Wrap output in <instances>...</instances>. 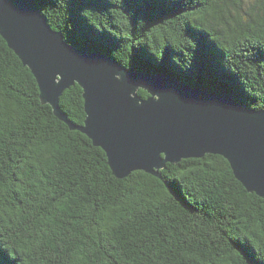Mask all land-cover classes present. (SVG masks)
I'll list each match as a JSON object with an SVG mask.
<instances>
[{
	"label": "trees",
	"instance_id": "trees-1",
	"mask_svg": "<svg viewBox=\"0 0 264 264\" xmlns=\"http://www.w3.org/2000/svg\"><path fill=\"white\" fill-rule=\"evenodd\" d=\"M36 1L82 52L264 110V0ZM60 107L84 125L79 85ZM159 173L116 178L105 152L42 103L31 71L0 36L3 264H264V199L226 159L182 160Z\"/></svg>",
	"mask_w": 264,
	"mask_h": 264
},
{
	"label": "water",
	"instance_id": "water-1",
	"mask_svg": "<svg viewBox=\"0 0 264 264\" xmlns=\"http://www.w3.org/2000/svg\"><path fill=\"white\" fill-rule=\"evenodd\" d=\"M0 36L31 71L42 103L105 152L116 178L139 171L161 177L167 164L217 155L247 192L264 199V110L176 76L129 72L109 56L82 52L52 29L36 0H0ZM76 84L83 90V126L60 107Z\"/></svg>",
	"mask_w": 264,
	"mask_h": 264
},
{
	"label": "snow or ice",
	"instance_id": "snow-or-ice-1",
	"mask_svg": "<svg viewBox=\"0 0 264 264\" xmlns=\"http://www.w3.org/2000/svg\"><path fill=\"white\" fill-rule=\"evenodd\" d=\"M74 2L79 6H87L84 0H74ZM134 2L145 6H153V5L163 4L166 2V0H134ZM0 264H3L2 257H0Z\"/></svg>",
	"mask_w": 264,
	"mask_h": 264
}]
</instances>
